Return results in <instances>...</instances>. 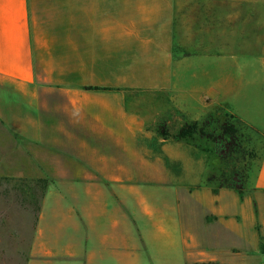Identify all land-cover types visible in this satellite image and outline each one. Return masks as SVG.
I'll return each instance as SVG.
<instances>
[{
	"label": "crops",
	"instance_id": "1",
	"mask_svg": "<svg viewBox=\"0 0 264 264\" xmlns=\"http://www.w3.org/2000/svg\"><path fill=\"white\" fill-rule=\"evenodd\" d=\"M149 1L148 10L140 7L138 14L119 20L124 27H115L128 45L118 49L125 54L114 62L113 45L106 46L108 62L96 39L97 23L104 19L81 0H0V182L5 183L0 195L10 193L12 208L17 203L11 202L13 191L41 189L36 219L26 222L25 228L32 229L26 264H131L133 238L144 242L152 236L170 246L187 240L189 226L179 223L177 209L168 212L148 202L140 182H167L169 168L202 161L207 153L212 158L211 152L164 138L159 128L175 133L221 107L264 133V121L256 119L264 97H257L255 78L246 74L203 84L195 97L203 114L183 105L182 82L174 79L182 63L223 54L178 52L183 46L172 38L189 32L186 17L180 20L170 12L176 0H167L164 12V0ZM103 30L108 36L109 27ZM147 53L157 55L153 69L160 72L130 77L129 55ZM251 182L248 213L240 210L239 191L213 185L219 203L221 193H238L239 210L229 213L221 202L202 221L213 225L230 217V225L241 231L250 219L257 247L251 252L257 256L264 251V150ZM131 197L149 221L144 226L132 227ZM210 216L214 221L208 222Z\"/></svg>",
	"mask_w": 264,
	"mask_h": 264
},
{
	"label": "rangeland",
	"instance_id": "2",
	"mask_svg": "<svg viewBox=\"0 0 264 264\" xmlns=\"http://www.w3.org/2000/svg\"><path fill=\"white\" fill-rule=\"evenodd\" d=\"M81 2L88 11L92 9L99 18L104 19V22L97 23V46L102 50L99 53H102L106 46L111 49L113 45V62L118 61L117 56L122 57L125 54L118 49L125 50L129 41L128 38L123 40L119 36L120 30L115 26L124 27L123 23L119 24V20L124 16L138 14L142 10L140 7L148 10L153 3L149 0H81ZM160 3L164 12L168 1ZM147 5L149 6L146 7ZM169 10L180 20L185 16L186 20L183 22L189 28V32L178 31L172 38L176 44L183 46L178 47V52L183 50L185 55L198 52L223 54L194 56L190 63L183 62L175 75L174 79L182 82L179 83L178 91L186 100L183 105L185 104L192 114H203L205 111L195 100L203 84L210 86L226 77L235 79L246 74L255 78L256 84L253 85L258 93L257 97H264L262 66L264 53L260 52L264 48V0H176L171 1ZM197 18L201 20L198 21ZM178 23L180 24V21ZM104 26L109 27L108 36L103 30ZM105 53H102V58L109 57L108 62H111V53H108L109 55ZM129 56L130 77L150 78L160 72L153 69L154 64H157L154 63L157 55L147 53ZM135 65H139L140 68L135 69ZM260 113V118L256 119L264 121V110ZM231 115V111L219 107L209 117L197 120L206 127V133L211 135L199 142L211 150L212 158L207 153L202 161L193 160L180 167L169 168L171 174H168L167 182H140L139 190L146 193L148 202L157 204L168 212L177 209L179 223L183 222L189 226V234L187 240L185 238L184 241L180 240L171 246L159 245L152 236L144 242L140 238L137 241L131 239L132 245L136 246L131 254V264H190L191 261H193L191 264H264V251L257 252V256L251 252L257 251V247L254 240L255 228L250 224V219L243 221L241 231L234 230L230 225L228 220L233 219L230 217L225 222L220 220L213 225H207L202 221L204 213H215L221 202L229 207V210L227 209L229 213L235 209L239 210L237 204L240 195L236 192H231L232 195L221 193L220 203L216 202L217 192L214 191V184L209 183L207 178L211 173L219 176V168L226 174L231 169H238L243 179L244 190L240 210L244 214L251 210L252 204L248 197L252 185L251 178L258 170L264 150V133H256L250 128H245L244 140H241L243 143L241 149L245 151L237 153V149L232 150L228 147V142L224 138L221 139L218 134L220 122L232 120ZM2 183L5 184L0 182ZM14 183L16 185L19 182H12ZM9 195L10 193L0 195V264H26L27 237L30 236L32 229L27 230L25 227L26 222L36 219L41 189L13 191L11 202L17 203L12 204V208L8 206ZM130 202L131 213L136 218L132 221V227L147 224L148 219L139 213L136 198L131 197ZM208 220L212 222L214 217L210 216ZM15 226L19 228L14 230ZM191 226L193 231L190 229Z\"/></svg>",
	"mask_w": 264,
	"mask_h": 264
},
{
	"label": "trees",
	"instance_id": "3",
	"mask_svg": "<svg viewBox=\"0 0 264 264\" xmlns=\"http://www.w3.org/2000/svg\"><path fill=\"white\" fill-rule=\"evenodd\" d=\"M232 120H226L223 122H220L218 127V134L221 137V139H225L228 142V147H230L232 150L237 149V153H243L245 150L241 149L242 147V141L244 140V130L245 128H250L251 130L255 131L256 133H259L256 128L246 124L243 120H241L237 115L232 114L231 115ZM206 127L203 124H200L198 121L194 122H187L184 125H182L178 131L175 133H171L164 125H162L159 128V134L163 136L164 138L174 137L176 139L180 140H186L188 142H191L198 147L202 148L206 151H211L208 147L203 145L199 140L203 138L211 137V135L206 133ZM238 147V148H237ZM218 171V170H217ZM220 173L219 176L213 175L212 173L207 178V181L209 183H213L217 187H227V188H234L241 196L244 194L243 186H242V177L239 175L238 169H231L228 174L223 173L222 170L219 168Z\"/></svg>",
	"mask_w": 264,
	"mask_h": 264
}]
</instances>
